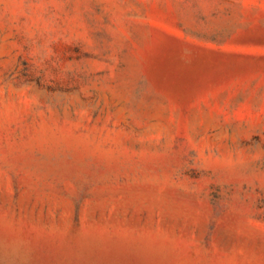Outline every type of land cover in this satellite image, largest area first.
<instances>
[{
	"label": "rangeland",
	"instance_id": "rangeland-1",
	"mask_svg": "<svg viewBox=\"0 0 264 264\" xmlns=\"http://www.w3.org/2000/svg\"><path fill=\"white\" fill-rule=\"evenodd\" d=\"M0 264H264V0H0Z\"/></svg>",
	"mask_w": 264,
	"mask_h": 264
}]
</instances>
